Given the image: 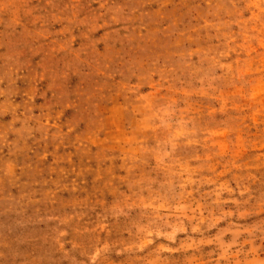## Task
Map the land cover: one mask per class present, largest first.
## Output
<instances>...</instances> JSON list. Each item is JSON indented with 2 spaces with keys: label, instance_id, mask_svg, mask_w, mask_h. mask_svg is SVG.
<instances>
[{
  "label": "rangeland",
  "instance_id": "obj_1",
  "mask_svg": "<svg viewBox=\"0 0 264 264\" xmlns=\"http://www.w3.org/2000/svg\"><path fill=\"white\" fill-rule=\"evenodd\" d=\"M0 264H264V0H0Z\"/></svg>",
  "mask_w": 264,
  "mask_h": 264
}]
</instances>
